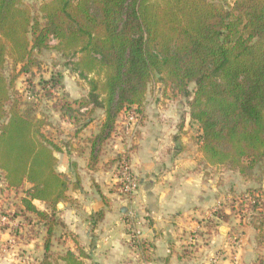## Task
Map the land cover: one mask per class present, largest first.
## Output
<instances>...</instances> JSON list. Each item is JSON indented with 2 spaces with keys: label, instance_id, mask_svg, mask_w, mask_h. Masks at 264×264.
I'll return each instance as SVG.
<instances>
[{
  "label": "trees",
  "instance_id": "1",
  "mask_svg": "<svg viewBox=\"0 0 264 264\" xmlns=\"http://www.w3.org/2000/svg\"><path fill=\"white\" fill-rule=\"evenodd\" d=\"M36 10L24 0H0V172L7 187L29 184L20 199L23 210L46 220L49 237L39 264L56 263L53 213L67 199L69 179L56 170L59 147L44 134L45 121L14 95V83L34 54L51 48V39L88 85L83 98L61 97V109L70 113L76 104L87 117L95 109L103 114L88 137L93 162L122 113L144 117L148 86L156 82L185 103L207 165L244 178L256 171L264 176V0H44ZM7 61L18 66L10 78ZM45 82L59 85L54 77ZM83 115L82 122L71 118L80 121L79 130L87 125ZM257 191L264 195L262 186ZM35 199L49 212L37 209ZM229 217L216 209L208 221ZM84 256L66 249L61 258L85 264ZM255 264H264V254Z\"/></svg>",
  "mask_w": 264,
  "mask_h": 264
},
{
  "label": "crops",
  "instance_id": "2",
  "mask_svg": "<svg viewBox=\"0 0 264 264\" xmlns=\"http://www.w3.org/2000/svg\"><path fill=\"white\" fill-rule=\"evenodd\" d=\"M83 109L79 110H86ZM185 116L181 128L176 115L173 118L165 113L160 118L144 116L133 139L111 134L102 144L96 162L90 160L88 143V137L98 130L97 126H92L94 119L87 117V125L81 130L77 128L80 121H65L64 134L51 138L59 147L54 151L56 170L69 179L67 199L59 202L53 213L55 223L50 250L55 264H64L61 255L66 249L75 253L81 250L85 254L82 259L85 264H211L207 257L212 253L221 254L217 264L256 263L260 253L254 229L243 227L239 222L236 225L231 221L235 219L230 212L225 211L230 214L228 221L214 219V229H205L208 220L213 218L210 208L227 196H224L225 188L221 183L214 184L213 179L205 176L211 166L205 162L196 166L202 154L194 153L188 130L189 116L186 113ZM96 119L101 122L103 114ZM87 127L92 130L83 135ZM118 159H125L138 179L134 207L142 220L139 227L144 237L137 242L130 239L125 219L129 204L118 190ZM226 172L225 168L218 167L215 177L223 182ZM25 184L24 189L29 187ZM19 190L7 187L0 172V207L8 208L6 212L10 213L7 215L10 222L0 226V244L14 238L16 251L22 248L36 256L28 258L32 264H39L44 254V241L49 237L46 220L25 212L21 201L18 202L22 209L19 214L11 210L13 204H17L16 196H24ZM32 204L49 212L39 200H32ZM21 213L29 219L26 231L21 234L23 238L19 239ZM144 213L148 214L145 218ZM190 232L206 236L203 245L194 252L184 246L190 239ZM201 251L204 258L197 256ZM19 263L16 254H0V264Z\"/></svg>",
  "mask_w": 264,
  "mask_h": 264
},
{
  "label": "rangeland",
  "instance_id": "3",
  "mask_svg": "<svg viewBox=\"0 0 264 264\" xmlns=\"http://www.w3.org/2000/svg\"><path fill=\"white\" fill-rule=\"evenodd\" d=\"M44 0H24V3L29 5L32 8V11L34 14H37V7L39 3ZM227 2H230L232 0H224ZM56 41L51 39L49 46L51 48H48L41 53H36L33 55L31 59V63L28 65L27 71L23 73H18L15 83H14V91L20 101L23 102L24 106H33L34 107V113L37 117L41 118L45 121V125L43 127V132L50 138L58 137V135L64 134L66 127H64L65 121H70L71 118H78L82 119L81 115H83L85 111H80L79 108H77L76 104H72L73 110L68 113L64 109H61V104L59 103V100L61 97H64L68 100H73V98H83L86 96L88 91V85L86 84V81L84 79H81L71 71V65L69 63V60L66 58H63L59 52H57L54 48H52L55 45ZM18 69V66H16L15 69L11 67L9 61H7L6 68H5V75L10 78L12 73H15ZM54 77L58 80L59 85L56 87H52L50 83H46V80H49V78ZM162 86L159 83L152 82L148 86V90L146 93L145 98V104H144V113L143 116H149L154 115L155 117L158 116L160 118L161 114L165 113L168 118H173V115L179 117L178 120H181V115L185 113L187 110V107L185 103H182L180 98H174L172 96V92L169 89V87L166 89V94H164L162 90ZM192 85H190V88ZM166 88V87H165ZM164 89V87H163ZM49 91V92H48ZM33 102H36L34 104H31ZM32 108V107H31ZM133 112H124L120 115L117 121V131L115 134H119L122 137H126L127 135L135 136L142 125V119L135 115L134 119H130ZM83 120L85 117H87L85 114L83 115ZM91 118L94 119V122L92 123V126H99V120L96 118H100L101 111L98 109H95L91 113ZM187 117V115L185 116ZM162 118V117H161ZM161 120V119H160ZM163 120H165L163 118ZM82 122V120H81ZM188 130L190 132V140L192 141V145L194 146L195 154L197 152H200L199 149V143H198V137H197V124L196 122L189 119L188 121ZM96 124V125H95ZM70 128V127H67ZM73 128V127H72ZM78 128V127H77ZM90 130H92V127H87L86 130L83 132V135L87 134ZM68 133V132H67ZM130 134V135H129ZM110 142H108L109 145ZM107 145V146H108ZM107 148V147H106ZM198 155V154H197ZM198 157V156H197ZM198 159V158H196ZM116 160V159H113ZM121 160V159H120ZM124 160V159H122ZM201 162V163H200ZM204 163L202 158H200V161L196 160V166L200 167L201 164ZM205 164V163H204ZM118 166V162L117 165ZM117 169V167H116ZM226 169V168H225ZM226 175L224 177V181L222 182V179H218V177H215V174L218 172V167H210L208 171H205V176H209L211 179L214 180V184H219L224 186L225 188V194L224 196H227L226 199L221 202L220 204H215L213 207L210 208L211 213H214L216 209H222L224 211L230 212V214L233 216L235 220H231L232 222H235L237 225L238 222L240 225L244 227V225L248 226V228H252L255 231V239L257 241V248L258 253L264 254V195H261L258 193L257 189L262 186L263 188V180L264 176H260L259 173L256 171L255 174L252 176V178H244L239 173H235L234 171H231L229 169H226ZM217 176V175H216ZM138 182V179H137ZM27 184H24V187L21 188L18 193H23V189L26 187ZM264 189V188H263ZM252 196H255L252 197ZM17 197V204L14 203L11 210L13 212L17 211L21 212L22 209L19 207L18 202L20 203L21 196ZM257 200V203L256 202ZM255 204L256 207H255ZM8 208H1L0 211H2V214L8 215L10 213L6 212ZM20 216V215H19ZM26 218L24 216H20L19 219V229H18V235L19 239H22V233L26 231ZM244 222V223H243ZM213 222H207L205 229H214ZM216 225V224H215ZM255 226H260V229H256ZM232 228H234L232 226ZM232 230V229H231ZM260 230V232H259ZM234 234H238V231H233ZM205 233V232H204ZM260 233H262L260 235ZM199 233L197 232H190L189 238L185 241L184 245L185 247H190L193 252L194 250H198L197 247L202 246L204 243V240H206V236H198ZM235 235V236H236ZM192 236V237H190ZM192 238V239H191ZM201 244V245H200ZM257 253V254H258ZM0 254H3V251L0 250ZM15 254L19 257V259L23 257L28 258H36V256L32 254H28L25 250L20 248L15 252ZM221 254L219 253H212L209 254L207 257V261L211 264H217L218 261L221 259ZM199 258H204V255L201 252H198L197 255ZM214 256H218L217 262L212 263L210 260ZM29 261V260H28ZM26 262L27 264H32ZM19 264H25V263H19Z\"/></svg>",
  "mask_w": 264,
  "mask_h": 264
},
{
  "label": "built area",
  "instance_id": "4",
  "mask_svg": "<svg viewBox=\"0 0 264 264\" xmlns=\"http://www.w3.org/2000/svg\"><path fill=\"white\" fill-rule=\"evenodd\" d=\"M134 118H135V114H132L130 119H134ZM133 137L134 136L129 137L127 135V138L129 140L133 139ZM116 172H117L116 177L118 183V190L129 204V207L125 212V219L130 233V239L132 242L133 241L137 242L144 237V233L139 227L142 220L138 217L137 210L134 207V202L138 191L137 178L134 172L132 171V168L130 167L129 163H127L125 159L124 160L121 159L120 161H118ZM146 216H148V214L144 213V218ZM9 222L10 220L8 216L0 213V226L6 225ZM15 242L16 241L14 238H8L6 241L0 244V250L3 251V253L15 254L16 252ZM217 259L218 256H214L210 261L212 263H216ZM19 260L21 263L27 264L26 262L28 261V257L25 256Z\"/></svg>",
  "mask_w": 264,
  "mask_h": 264
},
{
  "label": "water",
  "instance_id": "5",
  "mask_svg": "<svg viewBox=\"0 0 264 264\" xmlns=\"http://www.w3.org/2000/svg\"><path fill=\"white\" fill-rule=\"evenodd\" d=\"M263 188H264V180H263Z\"/></svg>",
  "mask_w": 264,
  "mask_h": 264
}]
</instances>
